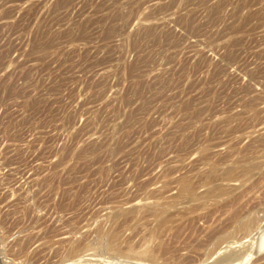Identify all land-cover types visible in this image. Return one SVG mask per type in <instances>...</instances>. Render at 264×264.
<instances>
[{
	"label": "rangeland",
	"instance_id": "374dc122",
	"mask_svg": "<svg viewBox=\"0 0 264 264\" xmlns=\"http://www.w3.org/2000/svg\"><path fill=\"white\" fill-rule=\"evenodd\" d=\"M247 3L0 0V264H106L97 242L111 225L145 248L157 225L148 210L160 202L147 192L172 182L174 195L182 177L209 176L204 144L254 164L255 184L224 215L227 197L183 198L169 209L184 213L178 223H196L201 240L251 200L246 215L264 229V123L253 131L245 107L264 27L249 29ZM233 229L181 254L217 264L250 250L257 234L225 239ZM29 236L18 252L16 239ZM77 241L89 249L66 257Z\"/></svg>",
	"mask_w": 264,
	"mask_h": 264
},
{
	"label": "bare ground",
	"instance_id": "6f19581e",
	"mask_svg": "<svg viewBox=\"0 0 264 264\" xmlns=\"http://www.w3.org/2000/svg\"><path fill=\"white\" fill-rule=\"evenodd\" d=\"M256 3L257 0H248L247 3V5H250V8L246 15V22L250 27L249 29L252 31L264 27V3L258 6L256 9H252V6H254V4ZM258 3H260V1ZM258 46L260 48L258 47L259 48L258 51L253 52V54L254 57H256V59H259V63L255 65V67L251 68L249 72L247 71L251 82L250 84L248 83L249 86L247 89H248L249 97L245 104L246 110L249 113L248 126H251L253 128V131H256L255 128L258 125L264 123V106L263 107L259 106L260 104L264 103V33L261 35L260 43L258 44ZM253 63L254 62H252V64ZM255 83L260 84L261 86L260 91L256 94L254 93ZM256 142H258V144L260 145L263 144L264 136H258L256 138ZM252 145L253 146L255 145L254 142ZM230 152H233L232 149H230ZM262 157L264 158V154L262 155ZM225 158L226 157L223 158L222 156H220V154L216 152H212L209 144H204L201 147V156L199 157V160L201 162L207 163L211 167L212 171L209 174V176L201 177L196 182L193 181L192 178L182 177V179L178 183L176 194L170 196H166V193L171 190L172 182L171 183L165 182V184L161 189L148 191L145 199L155 198L156 203L157 201L160 200L159 205L152 207L150 206L151 209L148 210L150 215L157 218V225L151 231V236H150L151 240L149 241L148 246H146L143 249H139L135 247L130 242L125 241L123 239V235L121 234V228L119 227V225L118 226L111 225V227L107 231L103 232V236L101 237L102 239L99 242H97L98 247H100L104 251L101 252L103 254L100 253L102 258L103 255L107 254V256L105 257L106 264L107 262L108 264H117L122 260H124L123 258H127L126 261L130 260V262L134 264H194L196 261L195 258L190 256L183 257L181 251L188 249L189 245H192V243H196L197 247H201L206 241L208 242V240L212 239V237H214L215 234L222 232L230 228L231 226L234 229L233 231L229 232L226 237H224L225 239H229L237 236L246 238L247 236L251 237L253 234H257L256 235L257 238L256 239L254 238L256 242L250 250L248 251L245 250L240 253H238V251L237 252L235 251L228 254H223L222 257L220 256L219 259L217 258L216 262L214 263L251 264L252 261L255 260L257 255H260V253L264 252L263 251L264 229L260 228L257 225L259 218L257 217V215L256 216L246 215V213L249 210L247 208V205L248 203H250L251 200H248L239 206L236 205L237 207L231 210L226 220L220 222L219 225L216 228H214V230L210 234H207V236L201 240H198L197 238L202 233V229L196 226L197 225L196 223L189 225L178 223L177 221L178 218L184 216V213H181L180 211L172 212L169 210L170 207L176 205L183 198H192L195 201L201 200L202 202H204V201H208L209 199L220 200L221 198L224 199V197H227L226 198L227 201L223 205L219 206L220 208L219 212L223 213L222 210L225 207L229 208L231 206H234L236 203L242 200L247 195V193L252 189V187H254L253 185L255 183L253 184L252 182V175H253V169L256 166L254 164H241L242 161L240 158H233L231 160L227 158H226L227 160H225ZM226 162H230V163L223 169V171H221L222 169L221 164ZM234 182L238 183L237 186L233 184ZM202 186H206L207 188L204 190L203 193L199 194L197 190L199 187ZM211 215L212 214L210 213L209 216ZM211 217H209V219ZM209 227L211 228V226ZM207 231H209V229ZM187 233L188 236L184 238V235ZM168 238L170 239V241H168ZM31 239H32L31 236L26 238L16 239L17 251L20 253L26 252L27 247L29 245V241ZM222 242L216 246V248L213 250V253L211 252L210 255H213L215 251L220 249V245L223 244ZM252 242L254 243V241L251 240V243ZM14 244L15 243H13L12 245ZM87 246L88 245L84 244V242L82 241L75 242L67 249L66 257L78 258V256H81V254H83L85 251L89 249ZM96 255H98L97 251H96ZM196 257L198 256L196 255ZM76 260H74L75 263H77ZM100 264L103 263L101 262Z\"/></svg>",
	"mask_w": 264,
	"mask_h": 264
}]
</instances>
